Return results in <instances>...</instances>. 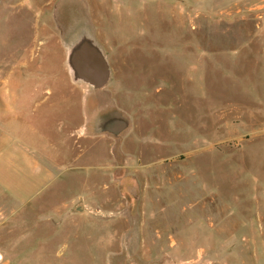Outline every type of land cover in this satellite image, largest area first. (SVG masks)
I'll list each match as a JSON object with an SVG mask.
<instances>
[{
  "label": "rangeland",
  "instance_id": "rangeland-1",
  "mask_svg": "<svg viewBox=\"0 0 264 264\" xmlns=\"http://www.w3.org/2000/svg\"><path fill=\"white\" fill-rule=\"evenodd\" d=\"M66 5L107 58L101 89L70 79ZM13 106L0 126L50 164L1 217L13 264H264V0H0ZM111 108L128 128L94 133Z\"/></svg>",
  "mask_w": 264,
  "mask_h": 264
},
{
  "label": "water",
  "instance_id": "water-1",
  "mask_svg": "<svg viewBox=\"0 0 264 264\" xmlns=\"http://www.w3.org/2000/svg\"><path fill=\"white\" fill-rule=\"evenodd\" d=\"M84 9L78 5L63 6L62 14L68 21L64 26L63 44L66 49L65 63L70 79L83 83L92 90L103 88L110 80V67L104 51L97 41ZM129 126V120L116 108L99 114L95 119L94 133H110L118 137ZM79 203L76 211L80 210Z\"/></svg>",
  "mask_w": 264,
  "mask_h": 264
},
{
  "label": "crops",
  "instance_id": "crops-1",
  "mask_svg": "<svg viewBox=\"0 0 264 264\" xmlns=\"http://www.w3.org/2000/svg\"><path fill=\"white\" fill-rule=\"evenodd\" d=\"M13 107L15 109L11 108L8 111L0 109V119L4 117L3 114L9 112L12 118L23 116L22 110H17V106ZM40 120L42 121L40 124L43 125V119ZM10 128L15 127L9 124L5 130L0 126V224L2 216L15 215L16 202L20 203L19 207H22L31 201L36 187L48 179L50 169L48 161L37 150L29 149L12 134L9 135ZM2 192L7 193L9 197L7 211L1 206ZM0 264H13L11 258L2 249H0Z\"/></svg>",
  "mask_w": 264,
  "mask_h": 264
}]
</instances>
